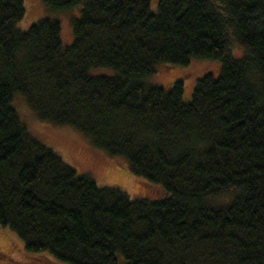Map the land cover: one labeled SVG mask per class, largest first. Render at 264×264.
<instances>
[{"label":"trees","instance_id":"obj_1","mask_svg":"<svg viewBox=\"0 0 264 264\" xmlns=\"http://www.w3.org/2000/svg\"><path fill=\"white\" fill-rule=\"evenodd\" d=\"M41 1L79 8L71 45L58 19L22 31L24 0H0V226L55 259L31 264H264V0ZM193 61L220 72L191 95L183 79L151 82ZM18 96L155 199L80 175L30 131Z\"/></svg>","mask_w":264,"mask_h":264},{"label":"rangeland","instance_id":"obj_2","mask_svg":"<svg viewBox=\"0 0 264 264\" xmlns=\"http://www.w3.org/2000/svg\"><path fill=\"white\" fill-rule=\"evenodd\" d=\"M24 8V18L17 22V27L20 30H28L41 19L55 18L62 25L63 45L69 46L73 43L71 21L78 16L79 8L53 14L41 0H24ZM156 8L157 3L155 4V0H153V10H156ZM235 52L241 54L242 50L236 48ZM219 72L220 65L217 62L193 61L184 68L167 69V67H161L152 77L151 82L167 85L173 79H183L186 95L189 96L194 91L198 79L207 74L218 75ZM14 105L30 131L58 150L64 160L72 165L80 175L93 176L100 185H109L107 183L119 184L133 198L155 199L157 188L145 179L134 175L124 161L112 158L94 148L86 138L71 128L57 127L46 122H40L23 97L18 96L14 101ZM0 250L6 252L21 264H31V260L34 261L39 255H46L51 260H55L48 253L35 254L28 251L17 232L8 226H0ZM0 264L11 263L0 261Z\"/></svg>","mask_w":264,"mask_h":264},{"label":"bare ground","instance_id":"obj_3","mask_svg":"<svg viewBox=\"0 0 264 264\" xmlns=\"http://www.w3.org/2000/svg\"><path fill=\"white\" fill-rule=\"evenodd\" d=\"M128 160V159H127Z\"/></svg>","mask_w":264,"mask_h":264}]
</instances>
